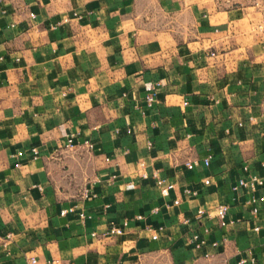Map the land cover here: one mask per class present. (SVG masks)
<instances>
[{"label": "crops", "instance_id": "0c3cea01", "mask_svg": "<svg viewBox=\"0 0 264 264\" xmlns=\"http://www.w3.org/2000/svg\"><path fill=\"white\" fill-rule=\"evenodd\" d=\"M260 18L251 0H2L0 264H264V210L231 189L244 164L264 174ZM204 227L217 246L195 249Z\"/></svg>", "mask_w": 264, "mask_h": 264}, {"label": "built area", "instance_id": "2783aa9c", "mask_svg": "<svg viewBox=\"0 0 264 264\" xmlns=\"http://www.w3.org/2000/svg\"><path fill=\"white\" fill-rule=\"evenodd\" d=\"M2 0H0L1 2ZM253 5L257 6L261 11V18L259 22L256 24L254 30L255 34L259 36L260 38L264 39V0H251ZM145 102L147 105H150L152 102V94H147L145 96ZM182 104H185V101L182 102ZM73 134H68L66 136L65 142H64V148L66 149H73L76 147V144L73 142ZM82 145L86 149L91 148V144L87 141H84ZM32 153H35V149L31 148ZM201 163L203 166H207L209 163V156H205L201 160H198L196 158H191L186 161H184L183 166L187 170L192 169L194 166ZM241 171L244 173H247V175L240 176L236 179L235 183L231 187L232 190H237L240 188L247 189L251 194L248 196L246 203L249 204V213L251 215H255L260 209L264 210V194L260 193L257 196H255L253 193L260 188L264 187V174L257 175L252 172H249V168L246 164L241 166ZM154 177V182L157 188L159 189V192L161 195H167L168 190L172 187L171 183L165 182L163 179L156 177L154 174H152ZM142 177H145L146 174L142 173ZM209 183V180L207 178H204L202 180L203 185H207ZM183 192L185 194L189 195H195V190H189L184 189ZM174 203H177L175 200ZM70 210V209H69ZM227 210V205L225 203H216L213 207V213L216 218L217 224L220 227H224L227 224L232 223V220H226L225 219V212ZM65 210H61V213L63 214ZM204 213L203 209H197L195 212V216H200ZM79 217L83 218V214L79 213ZM139 218V216H137ZM237 221V220H236ZM126 225V222L123 221L121 225H110L108 229L106 230V233L108 235H118L122 233L123 227ZM253 231H257L258 227L254 226L252 228ZM208 233L207 228H202L201 232L199 231H192L190 235L188 236V242L192 244L193 248L200 249L204 246H210V247H216L217 241H210L208 242L205 238V235ZM152 239L156 238L155 234L151 235ZM208 252H204L202 254L203 257H208ZM244 262L243 259H239L236 264H242ZM28 264H71L69 261L58 258V257H52L43 261H39L34 257H30L28 259Z\"/></svg>", "mask_w": 264, "mask_h": 264}, {"label": "rangeland", "instance_id": "374dc122", "mask_svg": "<svg viewBox=\"0 0 264 264\" xmlns=\"http://www.w3.org/2000/svg\"><path fill=\"white\" fill-rule=\"evenodd\" d=\"M73 189L74 190H77L78 189V186L75 184V186L73 187ZM144 263L145 264H168V263H165L164 260H158V258H155V259H150V258L147 259L146 258V260H144V262L142 261V264H144Z\"/></svg>", "mask_w": 264, "mask_h": 264}]
</instances>
